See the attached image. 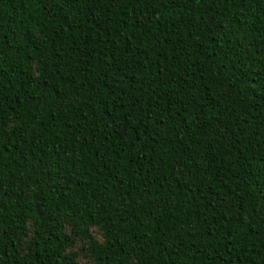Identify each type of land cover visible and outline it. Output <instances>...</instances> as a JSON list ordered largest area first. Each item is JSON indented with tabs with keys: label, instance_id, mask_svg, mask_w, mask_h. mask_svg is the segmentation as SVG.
Wrapping results in <instances>:
<instances>
[{
	"label": "trees",
	"instance_id": "obj_1",
	"mask_svg": "<svg viewBox=\"0 0 264 264\" xmlns=\"http://www.w3.org/2000/svg\"><path fill=\"white\" fill-rule=\"evenodd\" d=\"M0 264H264V0H0Z\"/></svg>",
	"mask_w": 264,
	"mask_h": 264
},
{
	"label": "rangeland",
	"instance_id": "obj_2",
	"mask_svg": "<svg viewBox=\"0 0 264 264\" xmlns=\"http://www.w3.org/2000/svg\"><path fill=\"white\" fill-rule=\"evenodd\" d=\"M84 245L82 243L77 244L74 247V250L78 251L79 253V258L83 263L89 262V258L86 256V251L84 250Z\"/></svg>",
	"mask_w": 264,
	"mask_h": 264
}]
</instances>
